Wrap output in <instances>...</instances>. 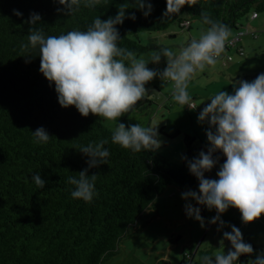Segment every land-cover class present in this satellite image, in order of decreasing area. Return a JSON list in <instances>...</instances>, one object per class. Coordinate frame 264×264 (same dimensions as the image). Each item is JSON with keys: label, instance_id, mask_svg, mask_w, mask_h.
<instances>
[{"label": "trees", "instance_id": "trees-1", "mask_svg": "<svg viewBox=\"0 0 264 264\" xmlns=\"http://www.w3.org/2000/svg\"><path fill=\"white\" fill-rule=\"evenodd\" d=\"M145 3L152 5L148 16L136 0H101L94 8L84 7L82 0L79 10L69 14L57 11L64 9L58 0H0V264H102L117 253L129 228L167 185L188 188L198 181L183 159L199 156L191 146L194 135L184 134L186 148L180 163L156 151L133 152L112 143L115 129L91 113L82 116L75 106L62 107L54 82L50 84L39 70V49L21 47L28 43L29 27L43 29L45 37L86 31L96 17H115L122 5L127 8L123 23L115 26L121 38L118 45L135 55L150 47L137 39L138 32L163 31L174 21L180 24L187 19L182 18L183 12L207 29L210 26L203 22V15L227 24L233 32L251 8L257 14L264 10V0H198L166 16L167 0ZM13 9L22 16H16ZM33 12L41 20L30 25ZM133 13L134 20L129 18ZM144 103L151 100L144 97L134 108ZM39 127L52 135L47 143L34 142L32 132ZM102 139L109 141L105 145L110 152L108 164L88 173H96L98 195L90 203L74 199L75 186L68 177L78 178L89 159L79 148ZM209 146L203 144V151ZM213 157L226 160L221 150ZM36 173L46 181L43 189L32 180ZM190 253H183L179 264ZM248 257L242 254L239 264H247Z\"/></svg>", "mask_w": 264, "mask_h": 264}, {"label": "clouds", "instance_id": "clouds-1", "mask_svg": "<svg viewBox=\"0 0 264 264\" xmlns=\"http://www.w3.org/2000/svg\"><path fill=\"white\" fill-rule=\"evenodd\" d=\"M58 2L64 9L57 11L66 10L69 14L79 10L82 0ZM100 2L83 0V6L94 8ZM197 3L198 0H167L165 15L177 14L184 5ZM136 4L141 10L147 9L143 12L145 16L150 14L151 3L136 0ZM125 8L127 6L122 5L115 17L106 20L96 17L86 31L73 30L45 37L43 29L29 27L28 43L21 45L22 50L39 49V70L50 84L54 82L59 104L65 108L75 106L84 117L91 113L112 121L129 113L147 93L145 85L157 76L163 82H173L175 102L195 109L187 91L189 82L206 66L217 64L229 42V26L202 14L203 22L210 26L206 32L182 46L178 53L167 47L154 51L149 61L159 63L163 56L167 67L163 71L153 70L147 67L149 61L136 59L133 51L118 45L121 38L115 26L123 23ZM13 12L22 16L16 9ZM129 18L134 20L135 14ZM40 20L41 16L33 12L28 23L35 25ZM125 61L130 63L126 65ZM234 84L239 85L234 88V94L220 91L199 113L198 122L209 125L206 132L210 144L208 151H201L192 160L183 157L189 171L199 181V191H185L181 197L186 201L194 199L210 210L215 208L217 215L210 222L219 221L221 227L225 222L220 214L230 206L240 211L244 223L253 222L264 214V73L251 82L238 80ZM32 135L37 144L47 143L52 136L44 127L37 128ZM158 136L156 127H142L137 123L126 127L118 123L111 141L133 152L157 151L162 145ZM108 143L107 139H102L79 148L89 159L86 161L88 167L79 172L78 178L68 177V182L75 186L71 192L74 199L90 203L98 195L96 173H88L91 168L108 164L110 152L105 147ZM217 150L226 156L217 172L219 178H205L204 173L218 162L213 157ZM32 180L38 189L45 187L46 181L39 173L33 174ZM185 211L204 226L199 207L186 203ZM231 228V232L223 233V238L231 242L232 248L226 254H215L214 258L205 255L202 264H235L242 254L254 252L252 245L244 242L240 229L234 225ZM251 264H264V253L258 254Z\"/></svg>", "mask_w": 264, "mask_h": 264}, {"label": "rangeland", "instance_id": "rangeland-1", "mask_svg": "<svg viewBox=\"0 0 264 264\" xmlns=\"http://www.w3.org/2000/svg\"><path fill=\"white\" fill-rule=\"evenodd\" d=\"M252 10L253 8L246 12L240 20V27L246 25L252 30V33H244L237 43L243 51L231 49L225 52L214 67L206 66L204 71L198 72L189 82L187 91L195 109L175 102L172 96L173 82H163L157 76L145 85L147 93L144 97L150 99L151 103L133 107L129 113L116 120H106L93 114L95 118L113 129H116L118 123H124L126 127L136 123L142 127H156L158 138L162 141L156 152L177 163H180L186 148L184 134L194 135L191 146L195 155H199L203 151V144H209L206 135L209 125L207 122H198L202 109L220 91L234 94V88L239 86L234 81L251 82L264 73V10L259 11L256 18H251ZM182 18L189 20L188 29L174 21L163 31L138 32L137 39L150 47L135 55L136 59L149 61L154 51L161 47L178 53L182 46H187L193 38L199 39L206 32L207 28L187 12H183ZM232 33L231 30V35ZM227 53L232 55L231 59H227ZM129 63L125 61L126 65ZM147 67L163 71L167 67V60L162 56L159 63L149 61ZM223 163L218 161L216 169L205 178L218 179L217 172ZM189 190L198 192L199 181L188 188L167 185L139 215L134 226L129 228L117 245V253L102 264H157L159 259H163L165 264H179L182 254L188 251L191 254L186 256V263L190 259V264H202L200 257L206 251L207 256L214 258L215 254H226L232 248L231 242L223 238L224 232H231L232 225L240 229L244 242L251 244L254 249L249 254L247 264H251L258 254L264 253V214L253 222L244 223L240 211L230 206L220 214L221 220L225 222L221 227L219 221L210 222L217 215L215 208L210 210L194 199L186 201L181 197V193ZM186 203L200 208L203 227L200 221L186 214ZM177 234L179 237L175 240ZM235 264L239 262L236 261Z\"/></svg>", "mask_w": 264, "mask_h": 264}, {"label": "built area", "instance_id": "built-area-1", "mask_svg": "<svg viewBox=\"0 0 264 264\" xmlns=\"http://www.w3.org/2000/svg\"><path fill=\"white\" fill-rule=\"evenodd\" d=\"M257 15L258 14L256 13V11H252L251 18H254ZM179 25L182 26L183 28L188 27L189 21H187V19H186V20L182 21ZM248 32L252 33V30H249L246 25L244 27L239 26L236 31H233L232 35L229 37V42L226 43L225 52H227L231 49H234V50L236 49V50H239V52H242L243 51L242 47L238 46L237 43H238V41H240L242 39V35L244 33H248ZM225 52L222 54H225ZM226 57H227V59H229V57L232 58V55L227 53ZM190 254H187V255H190ZM183 264H187L186 261Z\"/></svg>", "mask_w": 264, "mask_h": 264}, {"label": "crops", "instance_id": "crops-1", "mask_svg": "<svg viewBox=\"0 0 264 264\" xmlns=\"http://www.w3.org/2000/svg\"><path fill=\"white\" fill-rule=\"evenodd\" d=\"M257 16H258V15H257ZM257 16H256V17H257ZM256 17H254V18H256ZM189 26H190V24H189ZM192 257H193V256H192ZM159 260H161L160 263H162V264L165 263V262H163V259H159ZM192 260H193V258H192ZM191 262H192V261L189 259V262H188L187 264H190Z\"/></svg>", "mask_w": 264, "mask_h": 264}]
</instances>
